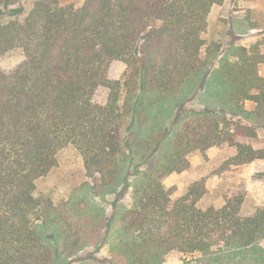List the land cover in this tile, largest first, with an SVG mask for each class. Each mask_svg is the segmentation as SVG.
I'll list each match as a JSON object with an SVG mask.
<instances>
[{"label": "trees", "instance_id": "1", "mask_svg": "<svg viewBox=\"0 0 264 264\" xmlns=\"http://www.w3.org/2000/svg\"><path fill=\"white\" fill-rule=\"evenodd\" d=\"M18 1L0 0V55L23 54L14 68L0 70V264L51 261L38 225L54 218L55 207L35 191L69 145L94 191L135 180L115 245L129 263L160 264L173 251L264 239V205L244 215L242 190L220 207L204 208L203 180L176 199L164 183L189 169L192 154L204 156L213 146L234 147L232 164L264 160V148L249 142L257 131L241 119L264 112V38L250 47L230 44L225 52L219 43L207 46L209 14L224 0H85L80 6L34 0L22 17L3 14ZM219 55L212 76L222 109L182 115L172 133L147 130V99L177 94ZM116 62L126 65L123 79L111 77ZM247 101L253 109L245 108ZM55 219L66 220L60 212ZM59 233L65 251H75L72 225Z\"/></svg>", "mask_w": 264, "mask_h": 264}, {"label": "rangeland", "instance_id": "2", "mask_svg": "<svg viewBox=\"0 0 264 264\" xmlns=\"http://www.w3.org/2000/svg\"><path fill=\"white\" fill-rule=\"evenodd\" d=\"M34 0H21L3 10V14H19L22 17ZM85 0H60L76 6ZM207 46L219 43L220 51L225 52L230 44L248 47L264 38V0H224L215 5L208 17V27L204 34ZM264 51V46L261 47ZM221 55L214 64L203 72L190 78L177 94L160 99L148 98L145 102L149 115V128L157 133L166 128L173 132L178 117L211 109L219 112L222 105L218 100V85L212 73L220 65ZM23 59L21 50L15 49L0 55V70L14 68ZM126 65L116 62L111 68L113 79H123ZM264 74V64L260 65ZM255 105L245 103L247 110ZM230 116V115H228ZM246 124L252 125L257 136L249 142L255 148H264V112L261 116L241 117ZM236 153L227 144L213 146L206 155L194 153L190 156L191 165L183 172H175L164 180L172 193V198L181 196L187 187L196 180H203L206 193L201 198V207L223 205L236 190H242L245 198L242 206L244 215L252 214L259 205H264V160L250 163L232 164L231 157ZM57 165L45 176L37 180L35 195L49 200L55 209L50 221L39 223L42 239L51 251L49 264H132L129 263L115 246L122 237L121 219L133 201V178L130 186L115 185L107 187L103 193L91 188L94 179L87 176L83 160L77 149L69 145L59 151ZM76 204L75 209L71 205ZM62 213L64 222L55 219ZM54 220V221H52ZM72 225L76 232L73 239H79L75 251H65L64 237L59 232ZM53 258V259H52ZM160 264H264V239L247 247H227L218 245L206 252L173 251L167 254Z\"/></svg>", "mask_w": 264, "mask_h": 264}]
</instances>
